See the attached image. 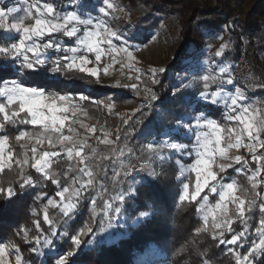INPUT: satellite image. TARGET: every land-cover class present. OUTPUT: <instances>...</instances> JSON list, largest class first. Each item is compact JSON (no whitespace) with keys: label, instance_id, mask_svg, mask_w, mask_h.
Segmentation results:
<instances>
[{"label":"snow or ice","instance_id":"1","mask_svg":"<svg viewBox=\"0 0 264 264\" xmlns=\"http://www.w3.org/2000/svg\"><path fill=\"white\" fill-rule=\"evenodd\" d=\"M24 5L9 6L5 0H0V57L12 65L18 64L19 70L29 77L25 82L19 77L6 78L0 75V173L6 170L17 172L15 181L7 187L0 186V198L7 204L26 189L35 188L38 181L29 173V169H34L45 181L56 186L55 195L60 197L59 201L48 197L47 193H39L35 197L38 201L47 198L43 221L49 225L45 231L39 220L34 222L40 233L35 243L40 245L43 242L44 247L52 249L56 247L57 238L63 240L69 235L67 230L61 232L49 217V206L58 207L65 218L72 219L82 202L86 206L91 197L90 223L71 235V243L76 250L84 244H92L93 239L83 238L97 237L106 230L105 226L112 227L114 221L125 216L126 205L137 192L134 183L140 173H146V176H140L141 182L159 178L161 172L157 171V165H163L176 157V165L181 166L180 175L176 179L182 184L177 201L180 204L200 205L196 211L202 215L203 222L195 229V233L210 232L212 239L220 245L246 247L244 252L229 249L235 254L236 264H264V199H260L257 191L258 187H264V101L250 102L247 89L235 87L234 91L226 90L224 85L235 84L234 78L226 75L229 68L220 67L216 75L204 74L200 77L203 84L197 102H202L205 109L209 105H222L225 109V123L209 118L204 109L193 110L185 116L177 117L171 131L162 132L160 139L154 137L141 146V155L144 151L150 154L146 159L139 164L129 162L127 165L121 158L126 153L129 157L136 156V153L126 148L117 151L115 145L120 141V136L117 134L113 141L108 139L109 134L105 132L104 139H96L114 147L111 154L105 155L103 159L112 160L113 164L119 161L120 167L113 168V175L109 177L108 167L105 166L103 179H98L88 164L90 156L85 152V149L90 148L91 153L95 154L97 149L88 144L87 135L81 138V134L73 127L77 123L76 113L82 108L80 102L88 101L90 97L62 90L50 83L36 82L31 77L50 74L49 79L56 80L76 71L97 77L99 83L100 66L103 64L105 74L111 66L103 63L105 57H110L112 64L119 62L121 68L126 66L127 61L131 71L138 62L134 55L138 48L129 42L128 36L111 26L109 18L117 10L112 0H99L96 15H93L92 10L83 11L85 6L81 0H67L64 10L57 7L55 0H24ZM21 12L23 15H19ZM226 47L221 44L215 56L221 57ZM5 69L6 65L0 64V72ZM135 71V80L142 81L140 69ZM164 71V68H149L151 83L158 84L157 72ZM129 79L132 77L129 76ZM117 84L139 89L136 82ZM213 84H216L215 90L211 88ZM188 87L190 84L181 82L173 95ZM249 87L253 91L264 89V82H255ZM144 93L148 107L152 106V102L162 100L148 85H145ZM135 111L140 112L141 109ZM128 123V120H124V124ZM21 126H32V130H25ZM81 126L85 127L86 133L94 134L96 131L95 127ZM10 127L15 130L14 137L8 134ZM181 131L184 137L189 138L187 143L180 142ZM16 145L19 146V152L16 151ZM242 149L247 155L241 153ZM62 153L68 161H76V166L69 164L68 172L64 173V184L51 167L53 158L60 157ZM186 157L193 158L188 169L181 165V160ZM250 163L255 164V168H249ZM245 168L251 172V198L247 190L238 189L229 171L239 173ZM185 171L195 173L194 183L191 180L183 182ZM72 172L76 175L69 177L68 174ZM109 179L113 186L112 194L103 185V181ZM97 185L107 195L99 210L98 197L90 193ZM210 196L215 199V203L205 211ZM256 211L259 219L249 240L248 224L254 219ZM149 216V211L142 210L137 220ZM236 222L244 225L243 230H234ZM21 232L25 233L27 242V229H19L16 235L19 236ZM226 233L230 234V238H227ZM6 247L0 242V257L12 254L5 253ZM12 247L17 264H22L20 246L14 244ZM29 250L36 252L38 249L30 247ZM74 255V251H69L67 255L57 254L55 264H72L70 257ZM0 264H5L2 258Z\"/></svg>","mask_w":264,"mask_h":264},{"label":"trees","instance_id":"2","mask_svg":"<svg viewBox=\"0 0 264 264\" xmlns=\"http://www.w3.org/2000/svg\"><path fill=\"white\" fill-rule=\"evenodd\" d=\"M211 0H138L135 4L136 29L144 32L158 31L165 50L175 46V55L171 62L165 66V71L159 75L158 84L148 85L152 88L160 102L148 103L140 98L134 89L119 85H127L119 80L97 83L96 77H89L84 73L71 72L60 76L56 80L49 79L50 74H41L31 77L39 83H50L57 85L60 89L71 91L72 93H83L94 100L101 102H134V110L129 118V123L121 126L117 133L112 130L107 131L108 139L115 140L116 135L120 136V141L115 145L119 148L132 149L136 156L129 157L126 153L121 158L127 165L129 162L138 164L147 158L149 153H142L141 146L151 141L154 137L160 139L161 133L171 131V126L175 124L176 118L184 116L189 108V104L198 97L202 90V75L184 81L190 84L182 92L173 93L180 86L176 74L180 71L179 56L183 55L190 46L191 38L206 25L223 26L225 34L223 36L227 47L223 51V61L235 62L240 54H244L248 60L249 70L252 74V83L264 82V0H246L244 6L248 11L244 12L243 4H235L234 0H217L216 7L211 8ZM261 10V12H257ZM239 15H243L240 19ZM0 64L6 65L4 72L0 75L6 78L19 77L28 81L17 65H12L10 61L0 57ZM50 66V65H49ZM215 90L216 84L211 85ZM251 89V88H250ZM254 92L259 99L263 98L264 90L259 88ZM136 109H141L136 112ZM76 119V118H75ZM73 125L81 134L88 137V144L97 149L95 154L90 148L85 152L90 156L88 164L98 179L102 178L105 166L108 167L109 177L113 175L112 169L119 168V161L113 164L112 160H104L105 155H110L114 145L100 143L96 137L104 139L105 132L86 133L84 124L76 120ZM25 130H32V126H21ZM88 127V126H86ZM135 129V130H133ZM8 134L14 137L15 130L11 127ZM15 145L16 142L12 141ZM19 152V146L16 145ZM176 157L163 165H157V171L161 172L159 178L140 181V176H146L141 172L134 183L137 189L133 199L129 200L126 208L127 212L123 218L113 222L112 227H106L103 233L95 238L84 237L83 239H93L92 244H84L79 250L74 249L71 243V235L89 225L92 212L90 198L85 206L82 205L72 219L65 218L60 209L48 207V215L54 221L56 227L61 231L67 230L68 236L56 243L57 254L67 255L69 251H74L75 255L70 257L72 264H136L139 259L145 257L151 246L156 247L163 255L164 264H236L234 252H228L224 245H220L217 240H213L210 232L195 233V229L202 225L201 214L196 209L200 205L180 204L177 201L178 192L181 190L177 182L178 165L175 163ZM250 160V157H249ZM188 160H183L186 162ZM69 164L76 166V161H68L62 153L60 157L53 158L52 169L59 174L61 183L66 182L65 172H68ZM255 164L250 163L249 168H255ZM162 170V171H161ZM29 173L38 181L35 188H28L18 198L5 204L0 198V242L11 245L17 244L21 248L24 259L31 260L29 254L30 247H34V239L40 235L36 230L35 221L39 220L42 228L47 231L49 225L43 221V209L47 204V198L36 200L39 193H47L48 197L59 201L60 197L55 195L56 186L50 181H45L43 177L36 173L34 169H29ZM230 171V176H234ZM69 177L76 175L69 173ZM17 179V172L5 171L0 173V186L7 187L10 182ZM192 178L190 177V180ZM70 182V181H69ZM104 188L113 193L111 180L103 181ZM78 186V185H77ZM260 199H264V187H258ZM91 196H97V210L103 206V200L107 198L103 189L97 185L90 190ZM210 201L213 198L210 196ZM203 203V202H201ZM208 206L206 205L205 208ZM33 209L35 214H33ZM147 210L150 216L137 220L139 211ZM259 213H254V219L249 222V240L254 234L256 221ZM65 221H67L65 223ZM234 230H243L244 225L236 222ZM27 229V244L23 232L16 235L19 229ZM227 238L230 234L226 233ZM235 251L244 252L245 248L233 247ZM45 264H53L54 257L47 256Z\"/></svg>","mask_w":264,"mask_h":264},{"label":"rangeland","instance_id":"3","mask_svg":"<svg viewBox=\"0 0 264 264\" xmlns=\"http://www.w3.org/2000/svg\"><path fill=\"white\" fill-rule=\"evenodd\" d=\"M211 8L216 7L217 0H211ZM246 0H234L235 4H243L244 12H247L249 9L245 5L244 2ZM113 3L117 5V10L113 13V17H110L111 26L114 30H119L123 32L126 36L130 38L129 42L134 44L138 51L134 52V55L137 57V61L134 65V69L131 71L127 67V61H125V67L121 68L120 63L112 64V60L110 57H105L104 64L111 65L107 69V73L105 74L103 70V64L100 66V71L98 72V78L103 82H109L112 80H119L126 84V81L129 80V76L135 78L137 72L135 69H140V74L142 76V81H136L141 85H151V77L148 74L149 68H165L167 64H169L175 55L176 47L173 46L169 50H165L163 47V42L160 37L158 31H149L142 33L134 26V21L136 20L135 14V4L138 0H112ZM5 3L9 4V6H17L24 7V0H5ZM57 7L60 10H64L67 7V0H55ZM81 3L85 6L82 10L88 11L92 10L93 15H96L95 9L98 8L99 0H81ZM257 12H261V10H257ZM19 15H23V12L19 13ZM239 18L242 19L243 15H239ZM225 34L223 26H213L206 25L200 28V31L195 34L191 38V43L188 48L184 51L185 53L179 56L180 60V71L176 74V78L178 82H184L196 75H204L211 73L216 75L218 73V69L220 67L229 68L230 71L226 75H230L234 78V85H224L225 89L228 91H234V88L237 87V70L235 67V62L233 61H223V56L216 57V51L220 50V45L225 44V40L223 38ZM134 39H131L133 38ZM223 54V53H222ZM92 66V65H89ZM19 68V65L17 64ZM163 72H157L156 79ZM97 78V77H96ZM129 84V83H127ZM217 84H219V79L217 80ZM198 98V97H197ZM197 98L194 99L193 102L189 104V108L186 113H190L193 110H206L209 118L215 119L218 122L225 123L223 119V114L225 109L222 105L220 106H207L204 108L203 103H198ZM252 102V101H250ZM82 105L81 110L76 113V120L81 122L82 124L88 127H95L99 132H107L112 130V132L117 133L121 126H124V120H129L133 110H134V102H124V103H116V102H101L95 103L94 100L89 99L88 101L80 102ZM185 116V115H184ZM186 118V117H185ZM71 119V117H70ZM168 132V131H166ZM173 135H177L173 133ZM180 142L187 143V137H184L181 133L179 134ZM161 138V137H160ZM191 139H195V137H191ZM235 154V150H233ZM242 154L247 155L244 150H241ZM183 160H188L183 162ZM193 163V158H184L181 160V165L185 169H188L189 166ZM239 167V166H236ZM181 166L178 165V173L177 176L180 175ZM232 179L236 181L238 189L247 190L249 193V198H251L252 189L250 176L251 172L248 171V168H245L244 171L239 173L233 172ZM190 177L191 181L194 183L195 181V173H191L190 171H185L184 176L182 177L183 182H189ZM182 189V184L177 181ZM258 190V189H257ZM238 194H241L238 192ZM215 199L208 203V207L204 210L207 211L209 207L214 205ZM231 207V206H230ZM44 215V209H43ZM202 220V215H201ZM203 222V221H202ZM209 223H211V217H209ZM23 236L25 239V233L23 232ZM58 240V238H57ZM56 240V243H57ZM31 241L27 240V244ZM34 247L38 249L36 252H31L29 250V254L33 259L26 260L22 256V264H45L46 257L52 256L54 257L53 264H55L56 256V247L49 249L43 246V242L40 245L35 243L34 239ZM6 245L5 253H12L11 255H4L2 258L5 261V264H17L15 258L14 248L11 244L3 243ZM228 252L230 248H233L232 245H224ZM147 255L141 259L136 264H164L162 262L163 255L160 251L151 246L147 253ZM22 255V254H21Z\"/></svg>","mask_w":264,"mask_h":264},{"label":"built area","instance_id":"4","mask_svg":"<svg viewBox=\"0 0 264 264\" xmlns=\"http://www.w3.org/2000/svg\"><path fill=\"white\" fill-rule=\"evenodd\" d=\"M235 67L237 70V87H240L241 89H247L246 94L250 97V101H252V102L264 101V95H263L262 99H259L258 94H256L249 87V85L251 84V81H252V74L249 70L248 60L244 54H240V56H238V58L235 61ZM133 82H136L135 78H132L131 80L129 79L126 81V83H129V84L133 83ZM144 87H145L144 85L139 84V89L138 90L134 89V90L140 98H142L143 100H145L146 103H148V100L146 99V96L144 93ZM260 90H264V89H260ZM154 102H152V103H154ZM140 162H142V161H140Z\"/></svg>","mask_w":264,"mask_h":264}]
</instances>
